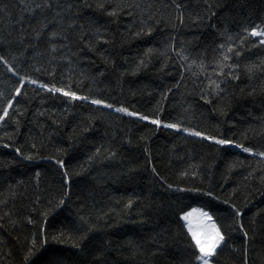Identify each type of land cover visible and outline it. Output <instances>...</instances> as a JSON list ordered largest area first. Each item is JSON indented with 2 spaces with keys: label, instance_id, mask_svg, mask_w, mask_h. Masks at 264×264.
Returning <instances> with one entry per match:
<instances>
[{
  "label": "trees",
  "instance_id": "1",
  "mask_svg": "<svg viewBox=\"0 0 264 264\" xmlns=\"http://www.w3.org/2000/svg\"><path fill=\"white\" fill-rule=\"evenodd\" d=\"M151 2L154 8L162 10L163 22L156 25L150 36L130 37L126 31L132 24L130 16L121 15L114 21L99 10L85 9L112 30V40L105 44L92 38L97 47L85 50L87 58L74 60L71 66L60 61L54 75L46 64V72L28 70L41 82L65 90L70 87L79 95L102 98L138 115L130 117L114 108L73 101L60 93L39 89V85L21 89L22 95L13 102L14 108L23 112L19 123L12 117L11 109L9 117L0 122V174L6 178L0 181V200L7 201L0 204V216H4L0 221V264H21L26 245L43 220L44 201L59 195L60 176L42 158L48 156L66 161L73 187L71 203L59 216L49 215L44 222L48 241L34 257L35 264L51 252L73 251V240L65 238L64 243H58L52 236L58 235V219H77L81 212L100 229L92 235L111 233L109 264H180L182 259L192 260L190 236L178 217L193 208L209 212L235 241L238 250L225 247L213 259L218 264H242L243 236L234 231L236 223L229 216L232 205L241 209V222L249 233L248 264H264V158L164 127L166 123H180L208 135L236 140L254 151L264 150V73L257 72L250 79L244 71L246 63L259 64L264 60V46L258 44V37L243 34L244 27L264 22V0H212L216 15L207 14L209 18L199 24H194L192 17L197 13L206 15L204 0H183L185 22H175V27L168 22V15L176 13L164 10L170 0ZM4 5L8 11L0 15V28L15 29L20 0H2L0 6ZM225 26L236 44L241 34L246 36L244 51L235 57L241 64V74L229 83L222 99L207 104L200 98L201 88H208L205 73L196 68L198 77L185 72L181 79L184 70L178 66L180 61L169 58L176 53L170 51L169 57H165L160 51L169 35H175L176 46L183 41L191 56L198 57L197 63L203 55L205 67L211 73L215 65L211 63L212 50L208 45L213 40L224 42L218 30ZM89 38L86 35L85 41ZM150 46L154 48L152 53L147 52ZM103 50H107V55H100ZM17 79L0 64V92L15 95L11 89ZM139 115L158 118L161 124L142 121ZM33 142L38 153L33 161L15 156L16 147L27 153ZM4 143L11 147L4 148ZM97 147H101L100 159L90 162L88 158ZM104 149L114 151L115 156L104 159L108 156ZM184 172L187 176L181 175ZM169 183L172 189L167 187ZM177 187H198L201 191L180 192ZM81 189H85L83 194ZM208 190L213 191L215 199L203 194ZM37 196L41 198L38 205ZM129 199L133 203L126 207ZM6 212L11 216H5ZM29 216L38 223L28 224ZM11 219L18 224L14 226ZM161 245L163 248L157 252Z\"/></svg>",
  "mask_w": 264,
  "mask_h": 264
},
{
  "label": "snow or ice",
  "instance_id": "2",
  "mask_svg": "<svg viewBox=\"0 0 264 264\" xmlns=\"http://www.w3.org/2000/svg\"><path fill=\"white\" fill-rule=\"evenodd\" d=\"M204 4L206 5L204 10L206 15L194 14L192 17L194 24L202 23L208 19L209 16L207 14L216 15L212 0H204ZM0 5H2V0H0ZM185 8L183 0H179V2L178 0H170V3L164 5V10L172 9L176 13L175 15L171 13L168 15V22H172L173 27H175V22L180 25L184 24ZM85 9L99 10L102 14L113 17L114 21L118 20L121 15L132 17V24L126 31L133 38L150 36L156 30V25L163 22L162 10L154 8L151 0H20V15L16 20L17 27L7 30L0 28V45L3 46L0 47V64L5 66L6 72L18 77L17 80L13 81L11 89V92L15 93V95L9 94L5 96L3 92H0V101L3 103V106L0 107V122L5 121V118L9 117L11 109L12 117L17 119V123H19L18 117L23 115V112L18 108H14L13 102L17 96L22 95L21 89L26 85H39V89L53 94L60 93L73 101H85L91 105L103 106L106 109L114 108L117 113H126L130 117L138 115L136 112L129 111L127 107H114L112 103L102 98L79 95L76 91L71 90L70 87L65 90V87L41 82L29 73V69L32 72L43 73L48 68H52L53 71L50 74L54 75L55 66L60 61H66L71 66L74 60L78 62L82 58H87L84 56L85 50H92L97 47L96 43H93L92 38L97 42L103 41L105 44L112 40V30L106 28L94 14L85 12ZM7 11L6 5L0 6V15L6 14ZM8 18L11 19V16ZM209 27L216 26L209 25ZM218 31L220 36L224 37V42L217 43L213 40L208 45L212 50L211 63L215 65L211 73H208L205 67L203 55L199 57V63H197L198 57L191 56L183 41L180 42L179 47L176 46L177 37L175 35H169L163 50L160 51V54L165 57H169L170 51L176 53L174 58H169L180 61L178 66L184 70L180 73L181 79L184 78L185 72L190 73L193 77H198L196 68H199L200 72L205 73L208 88H201L200 98L207 104L212 103L213 99H222L227 93L229 83L240 78L241 73L238 70L241 68V64L235 57H239L246 46V36L243 34H247V37H258V44L264 46V22L255 26L244 27L243 34L239 37V44L233 42V36L226 26ZM86 35L90 37L87 41H85ZM82 42L83 47L80 46ZM252 43L255 44L257 42ZM153 51V47L147 48L148 53ZM204 51L207 52V49ZM100 55H107V50L101 51ZM108 58L110 59V56ZM45 64L48 68L45 67ZM143 64L144 61L141 59L140 65ZM244 71L249 75L250 79L257 72L264 73V60L259 64L246 63ZM99 75L104 74L99 73ZM254 91L255 89H253ZM40 115H43V113L41 112ZM139 119L142 121L150 120L152 124L157 126L161 124L158 118L150 119L146 115H139ZM164 127L183 131L190 136L200 137L206 141H212L215 145H231L240 149L243 153L264 158V150L254 151L253 147L245 146L243 143L227 137L208 135L190 127H182L180 123H166ZM88 130L85 129V131ZM3 147L9 148L11 145L4 143ZM30 149L29 152L25 153L22 152L20 147H16L14 150L15 156L23 161L31 162L38 155L34 151L37 149L36 143L33 142L30 145ZM104 151L108 152V156L104 157V159H111L115 156V152L112 150L104 149ZM100 154L101 147H97L93 156L88 158L89 161L99 160ZM42 158L48 160L54 172L60 176V192L57 197L44 201L46 207L41 212L43 220L39 221L38 232L32 235L26 245L25 255L22 257L21 264H35L34 257L45 247L48 241V234L43 226L44 222L49 215L55 214L59 216L60 211L71 203L72 173L69 171L66 161L56 156ZM155 171V168H153V172ZM35 175L38 178L40 172L37 171ZM181 175L187 176V172ZM195 175L197 173H193V176ZM5 179L3 174H0V181ZM17 183H23V181H18ZM167 187L172 189L173 185L169 183ZM176 190L194 193L201 191L198 187H177ZM84 191L85 189H81V194ZM203 194L216 198L211 190L205 191ZM224 202L228 203V201ZM6 203V200H0V204ZM35 203L37 205L41 203L39 196H37ZM132 203L133 201L129 199L126 207H130ZM77 207L82 208L83 206L77 205ZM4 215L11 216V213L6 212ZM229 216L236 223L234 231H239L243 236L241 241L244 245L242 264H248L249 233L241 222L242 211L232 205V211ZM3 219L4 216H0V221ZM178 219L184 222L182 227L186 228L187 234L190 236L189 248L193 250L191 252L193 259H182L180 264H218V261L213 259L219 256L218 250L223 251L225 247H231L233 251L238 250L235 247V241L229 238V232L222 229V226L217 223L213 216L202 208L184 211L179 215ZM26 220L30 225L38 223L37 219L31 216L26 217ZM10 222L14 226L18 224L15 219H11ZM57 224L60 225L58 235L52 236V239L58 243H64L65 238L73 240V251L71 253L51 252L40 264H109V253L112 251V241L109 239L111 233H104L100 236L92 235L93 232H97L100 229L92 223L91 217L86 219L83 212H81L77 215V219L65 216L63 220L58 219ZM253 224H255V221H253ZM104 227H108V225L105 224ZM0 228H3V224H0ZM162 248L163 246L161 245L156 251L158 252ZM153 254L155 255V252Z\"/></svg>",
  "mask_w": 264,
  "mask_h": 264
}]
</instances>
